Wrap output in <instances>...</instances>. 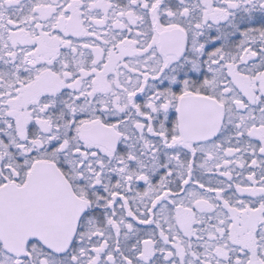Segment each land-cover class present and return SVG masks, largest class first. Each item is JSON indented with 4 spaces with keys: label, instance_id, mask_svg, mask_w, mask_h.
Segmentation results:
<instances>
[{
    "label": "snow or ice",
    "instance_id": "snow-or-ice-1",
    "mask_svg": "<svg viewBox=\"0 0 264 264\" xmlns=\"http://www.w3.org/2000/svg\"><path fill=\"white\" fill-rule=\"evenodd\" d=\"M0 264H264V0H0Z\"/></svg>",
    "mask_w": 264,
    "mask_h": 264
}]
</instances>
